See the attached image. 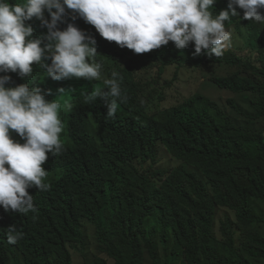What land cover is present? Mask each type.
Segmentation results:
<instances>
[{"label": "trees", "instance_id": "16d2710c", "mask_svg": "<svg viewBox=\"0 0 264 264\" xmlns=\"http://www.w3.org/2000/svg\"><path fill=\"white\" fill-rule=\"evenodd\" d=\"M92 29V34L98 33L94 26ZM100 37L99 33L94 36L95 40ZM167 46L141 54L142 61L160 65V80L169 67L182 65L181 60L169 59ZM100 55L118 63L139 54L104 39L103 51L98 52L96 60ZM243 57L214 60L242 70L228 78H217L214 84L235 94H258L264 101V61L256 66L253 59ZM46 62L51 64V60ZM119 71L124 77L120 83L127 102L120 103L113 120L107 119L108 107L102 99L85 102L93 91L87 80L68 87L66 80H48L44 67L37 69L33 88L40 87L50 101L57 100V92L53 91L56 88L63 105L68 107L61 116V136L67 137L70 144L63 142L65 150L57 156L49 153L46 171L61 172L54 180L45 181L50 188L29 189L35 211L9 212L0 205V264H73L72 251L85 245L84 224L96 229L101 250L116 264H144L146 251L154 264H161L154 242L161 237L167 243L171 235L175 253L182 249L187 264H233L235 257L217 245L218 208L237 214L238 227L250 243L251 256L264 257V237L249 231L257 223L251 201L264 202V169L259 165L264 158L262 136L239 130L228 118L225 125L215 127L208 115H197L188 107L176 109L163 122L145 119L143 95L156 83L137 80L128 68ZM155 95L154 92L149 98ZM232 105L241 113L239 107ZM262 117L261 106L258 118ZM91 119L99 129L98 139L90 131ZM12 136L25 143L17 133ZM158 146L166 147L183 163L160 185L154 180L167 173L158 171L147 176L138 170L140 162H158ZM251 162L255 174L242 182ZM188 168L201 171L213 193ZM156 218L157 224L151 227L150 222ZM13 226L24 237L9 244L8 228ZM222 234L235 253L236 235L230 225L222 228ZM240 263L252 264L245 257ZM87 264L110 263L98 257Z\"/></svg>", "mask_w": 264, "mask_h": 264}, {"label": "clouds", "instance_id": "9594fccd", "mask_svg": "<svg viewBox=\"0 0 264 264\" xmlns=\"http://www.w3.org/2000/svg\"><path fill=\"white\" fill-rule=\"evenodd\" d=\"M255 23L264 24V0H0V205L9 212L35 211L29 189L50 188L45 181L48 173L53 172L46 171L44 165L49 153L57 156L65 150L61 116L68 107L61 115L64 106L59 101H50L40 87L33 88L39 67L46 69L47 78L56 81L73 78L100 81L103 65L96 61L99 39L115 42L136 54L151 53L169 42L183 50L194 42L196 55L207 51L209 57L224 60L244 56L259 66L264 61V49L259 52V59L255 53L248 52L219 58L232 48L237 26L253 28ZM92 26L102 38L95 40L98 33L92 34ZM214 60L211 63H216ZM219 65L232 67L228 63ZM122 79L120 73L113 72L111 79L104 80L108 90L94 87L85 102L102 99L108 107L107 119L114 120L120 103L127 102V96L122 93ZM213 85L221 92L251 100V108H246V112L231 102L240 108L241 113L233 109L243 116L247 128L232 116L224 115V124L216 125L211 118L214 126L225 125L228 118L239 130L261 135L264 141V129L260 131L264 117L258 118L260 107H264L261 96L235 94L221 90L214 82ZM64 91L60 89L61 93ZM217 110L222 113L219 106ZM167 115L162 121L151 118L163 122ZM12 133H17L25 143L13 139ZM158 149L156 164L152 161L138 164L143 175L162 171L160 156L164 154L183 166L166 147L158 146ZM259 165L264 169V158ZM189 170L192 173L195 170L194 174L208 185L201 171ZM165 173V177L160 176L154 182L160 185L173 174ZM254 174L255 166L251 162L242 182ZM208 188L213 193L212 186ZM23 237L14 226L8 228L9 244H16Z\"/></svg>", "mask_w": 264, "mask_h": 264}, {"label": "rangeland", "instance_id": "374dc122", "mask_svg": "<svg viewBox=\"0 0 264 264\" xmlns=\"http://www.w3.org/2000/svg\"><path fill=\"white\" fill-rule=\"evenodd\" d=\"M103 45L104 40H97L98 52L103 51ZM167 47L169 56L171 57L169 59L181 60L182 65L177 64L169 67L161 80L159 77L160 65L142 61L141 58H143V56H141V54L127 57L120 60L118 63L100 55L96 60L103 65L102 79L100 81H89L87 79L76 78L66 79L67 86H77L87 80L88 84L93 86V90L94 87H105L104 80L111 79L113 72L120 73L119 68H128L129 71L133 72L137 80L156 83L153 89L146 91L147 95H143L145 98L144 107L146 108L143 115L146 119L156 117L159 121H162L167 114L174 112L176 109L188 107L190 111L198 115H208L215 121L216 125L225 123L224 116H232L240 126L247 128L246 121L242 120L243 116L233 109L231 102L237 103L238 106L246 112V108H251V100L244 96H234L229 93L221 92L213 85L216 78L234 75L242 70L237 67L211 63V61L205 62L206 59L214 60L217 59V57H209L207 51L202 55H196L194 42L183 50L178 49L173 42H169ZM262 49H264V24L255 23L253 28L245 26L243 29L237 26V29L233 31L232 48L226 49L224 55L219 58H227L232 54H245L248 52L255 53L256 59H259V52ZM121 77L124 79L122 75ZM47 79L56 81L49 76ZM53 91L57 92V101L63 105L60 93L56 88H53ZM154 92L156 95L150 99L149 95ZM193 102L195 103L194 105L192 104ZM209 104L218 105L222 113H219L215 107ZM66 108V106L63 107L61 115L66 111ZM90 123V131L95 139H98L99 129L94 119H91ZM263 129L264 124L260 131ZM61 139L65 144H70V140L67 137L61 136ZM160 159L161 165L159 169L162 171L173 173L178 168L182 167L181 163L176 162L173 158H170L169 155H161ZM193 173H196V171L193 170ZM60 174V172L48 173L46 181H52ZM251 207L257 223L253 225L249 231L251 234H260L264 237V203L252 201ZM156 224L157 218L153 219L149 225L153 227ZM225 225H230V228L236 235L237 250L235 253L232 252L222 234V228ZM216 235L218 238L217 245L220 250L225 252L228 256L231 255L235 257L233 264H241L240 262L243 257L248 258L252 264H264V257L253 258L251 256L249 252L250 243L248 239L243 237L242 231L238 227L237 215L229 209L220 208L217 211ZM82 236L85 245L79 247V250L72 251L73 264H87L89 260L94 261L98 257L108 260L110 264H116L115 260L111 259L101 250L96 235V229L93 226L84 224L82 227ZM154 243L160 253L161 264H187L182 249H179L178 253H175L174 235H171V240L167 243L164 242L161 237L155 240ZM144 264H154V260L151 258L148 251H146Z\"/></svg>", "mask_w": 264, "mask_h": 264}]
</instances>
